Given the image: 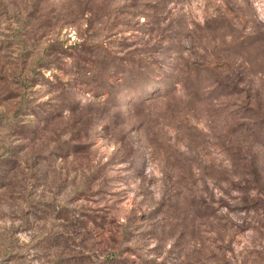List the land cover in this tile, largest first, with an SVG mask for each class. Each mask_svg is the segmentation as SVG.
Masks as SVG:
<instances>
[{"label":"rangeland","instance_id":"1","mask_svg":"<svg viewBox=\"0 0 264 264\" xmlns=\"http://www.w3.org/2000/svg\"><path fill=\"white\" fill-rule=\"evenodd\" d=\"M0 264H264V0H0Z\"/></svg>","mask_w":264,"mask_h":264}]
</instances>
